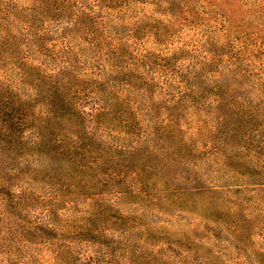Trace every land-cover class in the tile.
Returning <instances> with one entry per match:
<instances>
[{
    "label": "rangeland",
    "instance_id": "rangeland-1",
    "mask_svg": "<svg viewBox=\"0 0 264 264\" xmlns=\"http://www.w3.org/2000/svg\"><path fill=\"white\" fill-rule=\"evenodd\" d=\"M26 63L73 70L87 109L113 87L131 154L82 188L1 155L0 264H264V0H0V121Z\"/></svg>",
    "mask_w": 264,
    "mask_h": 264
},
{
    "label": "trees",
    "instance_id": "trees-1",
    "mask_svg": "<svg viewBox=\"0 0 264 264\" xmlns=\"http://www.w3.org/2000/svg\"><path fill=\"white\" fill-rule=\"evenodd\" d=\"M21 72L22 80H29V90L25 93L26 100L17 105L16 123L0 121V156L8 152V155L26 157L20 159L17 166H11L7 174L19 175L23 172V165L32 167L33 163L62 162L67 166L68 175L77 180L74 186L82 188L83 173L95 172L100 164L109 162H100L98 158L106 156L111 160L114 156L120 157L117 150L131 154V149L127 150L109 136L112 126L115 134L118 132L115 127H118V134L129 135L130 129L127 128L135 119V114H130L127 100L113 94V87L97 91L99 103H95V99L87 109L86 104L79 101L76 83L80 77L75 76L73 70L41 73V67L26 63ZM125 86L121 89L124 93L130 85ZM110 140L113 147L100 148L109 145ZM2 164L5 163L0 162ZM33 169L28 172L32 180L35 176ZM24 178L19 183L28 180V177Z\"/></svg>",
    "mask_w": 264,
    "mask_h": 264
}]
</instances>
